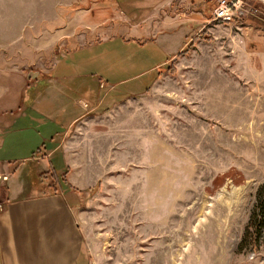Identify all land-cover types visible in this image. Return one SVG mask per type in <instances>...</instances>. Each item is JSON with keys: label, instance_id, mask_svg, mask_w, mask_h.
<instances>
[{"label": "rangeland", "instance_id": "rangeland-1", "mask_svg": "<svg viewBox=\"0 0 264 264\" xmlns=\"http://www.w3.org/2000/svg\"><path fill=\"white\" fill-rule=\"evenodd\" d=\"M255 1L261 13L238 24L212 20L214 0H0V127L28 121L6 131L0 157L32 155L11 162L24 168L26 195L78 190L60 150L59 174L40 163L39 147L53 149V128L64 127L48 117H70L71 93L95 94L84 88L99 78L102 98L118 82L97 111L99 147L77 196L85 264H264V227L251 224L264 187V0ZM60 75L69 91L40 89ZM152 79L142 96H124ZM30 110L43 118L29 125Z\"/></svg>", "mask_w": 264, "mask_h": 264}, {"label": "crops", "instance_id": "crops-1", "mask_svg": "<svg viewBox=\"0 0 264 264\" xmlns=\"http://www.w3.org/2000/svg\"><path fill=\"white\" fill-rule=\"evenodd\" d=\"M111 1L112 4L118 3V0ZM128 1L133 0H123V4H127ZM134 1L137 3V0ZM153 1H157V3H159L158 5L161 7H167V5H170L174 0ZM131 4H133V2ZM160 6L158 9H160ZM200 10L198 12L192 11V13L201 16L202 9ZM179 19L180 18H178V20ZM177 21L175 23H178ZM164 25L168 26V24ZM181 29L184 30L185 27ZM158 33L157 38L160 37V40L167 37V35L159 31ZM163 43L162 41V44ZM178 51L179 49L175 52L177 53ZM175 52L172 53V51H168L166 60H163L162 63L159 64L171 60L170 58ZM70 77L71 79H75L72 78L73 76ZM58 78L63 79L61 75L60 77L53 76V78L49 80L51 84L48 83L47 85L41 86L40 89H44L45 86H47V90L55 89L57 90L56 95L58 96L62 93L61 91L63 88L69 91V87H67L66 84L62 85V88L58 86L59 83L56 80ZM96 81L97 85L95 88H87L90 85L84 88L90 90L92 94L95 91V94H90L91 96L87 95L86 97L82 93L83 91H80L79 94H72L70 92L73 97L71 101L77 105L76 111L70 117L61 113L54 115L50 114L53 117L50 116L48 119L53 120L55 118H61L64 127H62V129L53 128V132L50 136V143H56L53 149H48L47 146L39 147L40 149H45V152H47V156L41 158L40 161L41 165H45L44 167L53 164L55 168V163L52 160L54 150L61 151L64 161L62 173L65 172V168L76 166L75 170L73 169L66 174H68L67 177L69 181L78 187L77 191L67 186L53 193L39 191L36 188L30 195H26L25 178H23L22 173L24 168L23 166L22 168L19 167V163L12 167L11 162L17 160V162L20 161L21 163L27 159H31L32 155L23 160L13 158L4 161L2 160V156L0 157V264H85L87 256L83 250V230L79 223L77 213V209L81 203L80 201L77 202V196L81 193V190L85 188V185L82 184L80 180L91 179L90 176L87 178L84 176L83 168H85V165L89 164L91 153H94L96 147H99L96 145L99 142L98 138L96 136L92 137L93 132L98 133L96 130H92L95 126L94 123H98L101 116L97 111L100 110V106H104L105 104L108 106L115 100V98H111L112 95H110V93L113 89H116L115 86L118 83H112V85L105 90V97L102 98L99 95V87L102 86L104 89V85L107 83H105L103 78H99ZM152 81L153 79L138 90L133 89L131 91H126L124 96L127 94L129 96H142L146 93L147 86L151 84ZM42 83L43 80L41 81V84ZM55 83L57 87H55ZM68 83L73 84L74 81ZM90 84L92 86V83ZM81 88V86L77 85L74 91L78 93ZM34 102H36V99ZM15 111L16 109L13 111L9 110L7 113L14 115L13 117H21L24 113L20 111L18 112L19 114H17ZM35 111L38 113L37 109ZM29 112V114L26 113L29 125L35 124L33 118H43L42 115L34 114L31 110ZM13 113H16L18 116ZM109 114L107 116H110ZM35 115L37 116L34 117ZM65 118L67 123H63ZM0 120H2L1 125L5 123L4 119ZM27 122L19 127H12L10 129L4 126L0 127V150H2L1 148L6 141V138H4L6 131H15L17 129L16 131L21 132ZM89 122L92 123L91 127H89ZM109 128L114 129L115 125L109 126ZM58 136L59 139L57 140ZM42 169L45 170V168ZM55 171L58 173L56 168ZM31 174L34 175V173ZM113 180H115V178ZM4 187H6L5 195L3 194Z\"/></svg>", "mask_w": 264, "mask_h": 264}, {"label": "built area", "instance_id": "built-area-1", "mask_svg": "<svg viewBox=\"0 0 264 264\" xmlns=\"http://www.w3.org/2000/svg\"><path fill=\"white\" fill-rule=\"evenodd\" d=\"M261 13L255 0H214L212 20L243 24Z\"/></svg>", "mask_w": 264, "mask_h": 264}, {"label": "trees", "instance_id": "trees-1", "mask_svg": "<svg viewBox=\"0 0 264 264\" xmlns=\"http://www.w3.org/2000/svg\"><path fill=\"white\" fill-rule=\"evenodd\" d=\"M262 197H264V187L259 192V204L256 205L251 218L253 226L259 225L258 227H264V200H262Z\"/></svg>", "mask_w": 264, "mask_h": 264}]
</instances>
